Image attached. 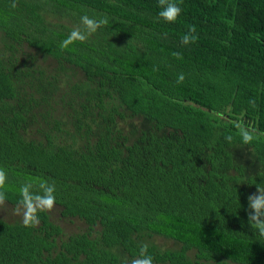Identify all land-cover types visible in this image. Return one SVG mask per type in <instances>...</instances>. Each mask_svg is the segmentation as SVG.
<instances>
[{
  "label": "trees",
  "instance_id": "16d2710c",
  "mask_svg": "<svg viewBox=\"0 0 264 264\" xmlns=\"http://www.w3.org/2000/svg\"><path fill=\"white\" fill-rule=\"evenodd\" d=\"M175 2L166 23L158 0H0V192L20 204L22 186H54L59 214L84 222L62 234L47 211L31 228L0 217V264H125L142 245L152 262L264 264L247 219L264 187V0ZM85 15L108 23L61 48ZM21 42L81 70L61 102L71 129L49 102L56 72L26 64ZM124 113L139 120L122 127Z\"/></svg>",
  "mask_w": 264,
  "mask_h": 264
},
{
  "label": "clouds",
  "instance_id": "9594fccd",
  "mask_svg": "<svg viewBox=\"0 0 264 264\" xmlns=\"http://www.w3.org/2000/svg\"><path fill=\"white\" fill-rule=\"evenodd\" d=\"M16 7L15 2L11 5ZM158 6L160 11L158 13L159 17L166 23H175L178 17L181 15L182 8L179 6L175 0H158ZM81 23L84 25V31H81L79 27L74 28L64 39L60 47L67 48L69 45L74 44L79 41L81 43L85 42L90 35L95 33L100 27L107 25V18H101L99 20L88 17L87 15L81 17ZM196 33V26L190 25L188 32L185 33L181 38V43L188 45L190 43H195L198 39ZM177 59H182V54L179 52L172 53ZM158 70V69H154ZM184 80L183 73L178 75L177 83H182ZM254 104V101L251 102ZM235 127L241 137L243 144H251L254 139L257 138L255 135V130H249L241 123H236ZM227 140L231 141L232 136L226 137ZM5 184V172L0 169V188H3ZM29 185H24L21 188L22 199L20 204L23 205V225L27 228L35 227L39 224L38 212L51 211L55 206V196L53 195L55 188L49 187L46 192L42 194H30L28 192ZM4 193L0 192V204L4 203ZM247 219L248 224L255 233L264 237V187L257 186V193L250 194L247 197ZM19 214V208L16 209ZM147 245H142L140 249L141 258L132 261V264H152V257L146 255Z\"/></svg>",
  "mask_w": 264,
  "mask_h": 264
},
{
  "label": "rangeland",
  "instance_id": "374dc122",
  "mask_svg": "<svg viewBox=\"0 0 264 264\" xmlns=\"http://www.w3.org/2000/svg\"><path fill=\"white\" fill-rule=\"evenodd\" d=\"M1 37V32H0ZM1 43V40H0ZM17 52L21 51L24 52V55L26 56L25 63L28 65H31L32 67H39L42 68L47 73H55V81L56 84L55 89L52 91V97L49 99L50 104L57 105L56 113H58L59 119H63L64 123L61 122L59 125L62 128L71 129L73 127V124L69 122V120H66V114L65 112L69 109V107L63 106L61 103L63 99L68 98L71 96V86L74 84H78L82 79L84 80V76L81 72V70L70 63L63 62L62 67L60 68L56 61L48 54L42 53L41 51H38L34 49L33 47L27 45L25 42H21L17 46ZM23 55V53H22ZM58 72V73H57ZM83 95V94H82ZM80 96L79 99L81 100ZM62 97V98H61ZM75 103H73L74 105ZM77 106V104H75ZM125 114V113H124ZM60 119V120H61ZM65 119V120H64ZM118 122L122 127L126 126L127 121L137 122L139 119L136 115H124L123 118H118ZM35 122H30L29 126L27 127L26 135L27 136H33L35 137L38 135V133L34 130ZM19 208L20 213L18 214L16 212V209ZM58 205L55 204L53 209L48 213V216L55 222H57L61 227L62 234H65L67 232H72L76 230H80L84 227V222L82 219L76 217V216H68L63 215L60 216L57 212ZM23 216V206L20 204H11L4 200L3 204H0V217L6 220H13V219H20ZM152 242H154L159 247L164 246H175L177 244V241L174 239L161 236L159 234H152L148 238ZM135 259H139L138 257H131L129 259L124 258L125 264H132V261ZM152 264H167L165 262H152ZM229 264H238L234 262H230Z\"/></svg>",
  "mask_w": 264,
  "mask_h": 264
},
{
  "label": "flooded vegetation",
  "instance_id": "af4514ba",
  "mask_svg": "<svg viewBox=\"0 0 264 264\" xmlns=\"http://www.w3.org/2000/svg\"><path fill=\"white\" fill-rule=\"evenodd\" d=\"M57 212H58V210H57ZM58 214H59V212H58ZM60 215V214H59ZM60 216H63V215H60ZM68 216H72V215H68Z\"/></svg>",
  "mask_w": 264,
  "mask_h": 264
}]
</instances>
